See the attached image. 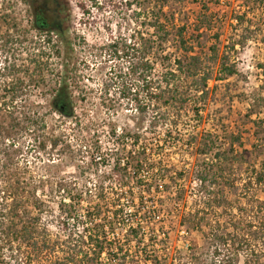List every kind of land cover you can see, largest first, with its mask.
<instances>
[{
	"label": "trees",
	"instance_id": "16d2710c",
	"mask_svg": "<svg viewBox=\"0 0 264 264\" xmlns=\"http://www.w3.org/2000/svg\"><path fill=\"white\" fill-rule=\"evenodd\" d=\"M72 1L84 17L82 23H94L95 16H105L108 12L134 13L136 28L129 39L111 36L107 47L112 49L113 55L124 57L128 61L129 69L118 81V89L124 98L131 99L137 112L145 117L150 115L146 130L150 132H156L167 125L176 126L179 118H182L183 110H192L196 116L202 115L210 106V95L217 90L218 83L227 82L239 75L236 59L246 47L250 43L264 47V28L245 26L248 23L246 11L235 16L233 19L237 25L228 30L222 55L218 48L222 37L219 32L215 36L217 44L209 49L212 60L218 67V75L214 76L213 68L207 66L209 58L207 60V55L199 52L197 47L201 45L200 39L204 34L212 31L209 28L212 22L211 16H208L209 5H219L220 0H194L201 3L202 12L198 16L200 20L191 29L175 26V18L166 10L171 0H29L28 5L33 9L31 13L34 28L39 33L49 35L48 44L52 46L53 55L58 59L63 54L68 57L74 51L69 32L73 24L70 11ZM241 1L257 8L264 6V0ZM247 9L250 10V7L247 6ZM200 15L206 20H201ZM53 37H56L55 41ZM172 43L175 50L169 52ZM71 61L63 60L58 70L51 67V75H54L55 80L47 95L50 97L52 114H58L68 121H77L76 104L78 99L85 101V98L78 86L80 71ZM158 63L160 72L156 71ZM256 69L260 73V84L257 89L244 96L248 106L247 113L243 116L242 123H235L240 128L248 126L249 135L254 139L251 152L256 154L257 162L251 164V174L247 180L237 176L234 170L242 156L236 148L244 147L240 128H237L239 130L236 133L230 130L229 124H223L226 126L223 131L224 140L214 134L189 135V148L195 162L191 176L197 186L192 194V210L183 212L179 218V226L189 243L186 264H217L218 257H221L218 264H239L240 256L244 257L243 264H264V201L255 196L258 190L264 189V64H258ZM211 82L216 83L214 89L210 87ZM34 83L39 82L36 80ZM4 91V96L14 102L17 97L15 93L7 88ZM157 109H163L164 112H155ZM22 115L23 113L7 110L2 114L0 135L4 142L9 141L16 130L12 121L18 120L17 117ZM42 120L44 119L36 114L31 123L37 124ZM214 121L226 123L225 118ZM229 123L232 124V121ZM109 134L118 141L128 137L124 133L118 134V129ZM141 138L138 133L130 137L134 149L123 160L110 159L108 154L101 156L98 154L102 151L99 145L92 148L97 153V159H92L96 166L107 167L106 162L111 163L108 165H111L110 171L104 173L101 184L95 189L88 186H65L49 193V198L45 189L41 191L43 196H38L35 189L24 186L21 183V176L24 174L19 171L8 175L0 174V264H10L11 261L23 264V260L28 264L35 261L43 264L41 257L45 253L55 254L60 248L65 254L62 264H104L103 256L106 257L107 264H163L160 257L148 260L142 251L129 258L124 249L114 248V244L108 239L110 231L122 226L118 221L123 214V209L118 205V195L116 199L109 200L111 194L106 188L109 180L117 179L120 184L127 186L135 179L143 195L151 194L158 189V185L165 187V193L169 191L170 194L171 184L175 180L168 182V174L164 170L149 164L147 150L137 146ZM53 143L54 148L59 146L58 139ZM42 147L45 148V144ZM114 149L117 153L120 152L119 148ZM17 153L14 151L7 155L11 166L16 163ZM145 170L151 172L152 176L147 184H143L145 182L139 177ZM180 177L179 180L184 179L182 174ZM239 182L243 184L247 202L235 206L231 192ZM186 196L185 189L177 191L174 202L182 205ZM46 197L49 201L54 200L58 206L57 214L64 230L68 229L70 220L75 221L81 217L82 207L85 204L92 205L95 199L100 204L92 212L86 211L84 218H96L99 223L90 228L83 227V232L78 235L69 234L62 242L53 241L46 232H41L47 229L41 228L45 226L42 224V213ZM223 207L224 211L220 214L218 211ZM234 207H237L236 210ZM105 208L109 209L107 214ZM235 211L238 213L233 214ZM212 213L228 218L220 220L219 217L210 216ZM143 225V220H139L124 228L128 245H134L137 249L144 245L147 234ZM195 236L206 241L210 258L208 261L202 260L199 255Z\"/></svg>",
	"mask_w": 264,
	"mask_h": 264
},
{
	"label": "rangeland",
	"instance_id": "374dc122",
	"mask_svg": "<svg viewBox=\"0 0 264 264\" xmlns=\"http://www.w3.org/2000/svg\"><path fill=\"white\" fill-rule=\"evenodd\" d=\"M72 2L70 11L73 24L69 32L73 39L74 51L70 56L63 54L58 59L53 55L52 46L48 44L49 35L39 33L34 28L29 0H0V127L1 116L5 114V110L23 113L22 116L17 117L18 120L12 121L16 130L13 131L9 141L4 142L0 135V174L21 172L24 174L21 176V183L30 189H35L38 196H43L41 193L43 189L48 191L49 197V193L65 186L78 188L88 186L95 189L101 184L104 173L110 171L111 165H108L111 163L106 162L107 167L96 166L92 159H97V153L93 152L92 148L99 145L102 151L98 154L101 156L108 154L110 159L123 160L128 152L134 149L130 137L138 133L142 138L137 146L147 150L149 164L164 170L168 174V182L175 180L174 183L171 181L170 194L169 191L165 193V187L161 188L158 185V189L149 195L142 194L140 185L135 179L127 186L120 184L117 179L109 180L106 183V188L111 194L109 200L116 199L118 195L120 198L118 205L123 209V214L118 221L122 226L110 231L108 239L112 241L114 248L124 249L129 258L135 257L137 252L142 251L148 260L160 257V262L163 264H186L185 257L189 243L179 226V218L183 212L192 210L194 206L192 194L197 186L191 176L195 162L193 152L189 148V135L214 134L224 140L223 131L227 124L231 131L237 133L239 130L237 128L240 127H236L235 123H242V118L248 109L244 96L249 95L260 84L261 79L258 77L260 73L256 68L258 64H264V47L254 43L246 47L236 59L239 75L227 82L218 83L217 90L210 95V106L202 112V115L196 116L192 110L189 112L183 110L182 118H179L176 126L167 125L160 127L156 132H150L146 131L150 115L145 117L137 112L136 107L130 102L131 99L124 98L118 89L120 86L118 81L129 69L128 61L124 57L113 55L112 49L107 47L111 36L129 39L131 32L136 28L134 13L108 12L105 16H95L94 23H82L84 17L76 7V3ZM219 2V5H209L208 16L212 18L209 28L212 31L204 34L200 39L201 45L197 47L199 52L207 55V60L209 58L207 66L213 68L214 76L218 75V67L212 60L209 49L217 44L215 36L218 32L222 34L221 42L218 44L222 55L225 51L227 32L237 25L233 19L235 16L242 15L246 11L248 23L245 26L264 28V6L257 8L252 4H243L241 0ZM166 10L175 18V26H186L190 29L197 20H200L198 16L199 12H202L201 3L194 0H171ZM201 20L206 19L201 16ZM53 38L55 41L56 37ZM172 44L169 52L175 50L174 43ZM65 59H71L75 68L80 71L78 86L84 92L82 97L85 101L78 99L77 121H68L58 114H52L50 97L47 95L51 92L55 80L54 75H51V67L58 70ZM156 71H161L159 63ZM36 80L38 84L34 83ZM215 85V82H211V89H214ZM4 88L15 93L17 97L14 102L4 96ZM156 111L164 112L163 109ZM36 114L44 120L32 124ZM12 116L15 117V114ZM217 118L219 120L225 118L226 123L215 122ZM231 121L232 124L229 123ZM114 129H118V134L124 133L128 137L121 141L117 138L112 139L109 133ZM240 130L243 132L244 147L236 148L242 156L234 170L237 176L247 180L253 163L257 162V156L251 152L254 139L249 135V127L245 125ZM57 139L59 146L54 148L53 142ZM43 144L45 148L42 147ZM114 148H119L120 152L117 153ZM14 151L18 152V155L15 156L16 163L11 166L7 155ZM180 174L185 180H179ZM139 177L145 182L143 184H147L152 176L151 172L145 170L139 174ZM1 186L0 182V188ZM182 189L186 190L187 196L185 203L179 205L173 198L175 192H180ZM231 194L235 206L247 202L245 199L247 194L242 183L239 182ZM255 196H259L264 201V189L258 190ZM45 200L46 205L42 213V224L45 226L41 228L47 229L41 232H46L53 241L62 242L69 234L78 235L83 232V227L90 228L99 223V219L84 218L86 211L92 212V209L100 204L98 199H95L90 206L85 204L82 207L81 217L75 221L70 220L67 230L62 229L63 225L57 214L58 206L54 200L49 201L47 197ZM234 208L236 210L237 207ZM104 211L107 214L109 209L105 208ZM223 211L224 207L218 212L222 214ZM237 213V211L233 212V214ZM220 214L212 213L210 216L219 217L220 220L228 218ZM139 220H143L147 235L144 245L137 249L126 242L124 228ZM195 238L199 246V255L202 260L208 261L210 258L206 241L202 237L195 236ZM41 258L43 264H62L65 254L60 248L55 254L47 252ZM220 259L221 257L216 259L217 264ZM243 261L244 257L240 256L239 264H243ZM102 262L107 264L105 256L102 257ZM22 263L28 264L25 260ZM10 264L16 263L11 261ZM32 264L37 263L35 261Z\"/></svg>",
	"mask_w": 264,
	"mask_h": 264
},
{
	"label": "flooded vegetation",
	"instance_id": "af4514ba",
	"mask_svg": "<svg viewBox=\"0 0 264 264\" xmlns=\"http://www.w3.org/2000/svg\"><path fill=\"white\" fill-rule=\"evenodd\" d=\"M29 8H30V10H31V11H33V9H32V7H31V6H29Z\"/></svg>",
	"mask_w": 264,
	"mask_h": 264
}]
</instances>
